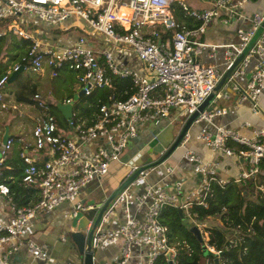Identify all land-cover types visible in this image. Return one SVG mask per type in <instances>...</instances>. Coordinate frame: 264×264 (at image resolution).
<instances>
[{
    "label": "built area",
    "instance_id": "2783aa9c",
    "mask_svg": "<svg viewBox=\"0 0 264 264\" xmlns=\"http://www.w3.org/2000/svg\"><path fill=\"white\" fill-rule=\"evenodd\" d=\"M196 1L200 4L208 1L211 7L191 8L176 0H0V37L12 34L18 40L30 42L24 58L29 71L40 73L48 69L53 78L60 71L75 74L78 91H83L81 98L90 96L95 89L108 87L110 76L131 80L129 91L121 99L95 106L89 116L74 112L73 106L64 128L48 113V103L39 94L33 97L36 102L33 107L40 114L34 119L30 140L20 137L19 156L26 165L23 183L36 189L39 198L35 204L17 207L8 186L0 183V264H12V257L23 245L33 260L47 263V246L30 239L23 241V235L37 217L49 215L64 204L70 207L72 218L81 213L88 219L89 231L96 214L91 218L88 215L94 210L98 212L101 205L81 202V191L106 177L114 164L122 163L129 168L126 178L138 170L142 164L131 163L132 159L123 161V156L142 128L149 124L156 126L174 113L178 117L185 114L182 127L214 93L222 75L264 21V10L246 13L247 6L255 0ZM178 12H183L185 19L177 20ZM26 16L34 18L31 23L25 21ZM235 19L247 21L248 25L236 29V43L223 46V68L218 70L216 66L200 63L202 55L214 59L218 49L199 40L207 28L214 21L231 26ZM37 24H42L41 28L49 33L73 27L80 35L70 46L56 40L53 43L49 39L52 34L39 31ZM93 39H99L106 47L99 46L95 51ZM124 49L134 53L140 69L117 65L116 57ZM18 70L19 66H15L0 79V101L10 75ZM227 82L233 84L231 91L236 94V105L249 102L253 114L264 116L259 107L264 94V32ZM226 90L222 88L216 93L212 103L229 100L231 95ZM72 101L73 98H68L62 104ZM218 105L198 115L193 123L198 128L195 136L190 129L181 143L182 158L193 177L192 185H186L181 178L169 185L167 177L176 168L166 166L165 162L163 172L155 173L159 166L141 172L111 201L93 230V251L121 240L123 248L112 264H131L133 248L148 250L145 264H158L160 257L165 258L166 264H177V250L168 244L167 228L159 219L162 208L171 206L191 220L201 236L204 253L214 256L204 264H220L222 251L209 244L206 222L214 218L222 220V215H208L202 221L194 210L208 209L213 187L224 191L236 185L245 196L249 191L254 196L264 193V129H254L251 136L245 137L234 129L217 125L214 120L229 112ZM243 127L249 129L252 125L246 122ZM193 138L210 151L211 159L204 161L193 148L187 147ZM12 146L11 137L4 145L0 142V171ZM226 159L238 163L236 174H228ZM150 174L158 177L154 184L148 182ZM132 207H145L144 216L137 217ZM119 208H123V224L110 229L109 218ZM236 244L235 238H228L229 248Z\"/></svg>",
    "mask_w": 264,
    "mask_h": 264
},
{
    "label": "crops",
    "instance_id": "0c3cea01",
    "mask_svg": "<svg viewBox=\"0 0 264 264\" xmlns=\"http://www.w3.org/2000/svg\"><path fill=\"white\" fill-rule=\"evenodd\" d=\"M187 1V0H186ZM194 0H188L186 4H188L191 8H210L211 4L208 1H204L202 4L195 3L193 4ZM196 2V1H195ZM260 0H255L246 8V13H250L252 11L260 12L264 10V5L262 7L259 6ZM195 6V7H194ZM233 24L231 26H224L221 24V22L214 21L206 30V33L202 36V42H205L206 44L210 46H217L218 49L216 51V56L214 59H208L206 55H202L199 58V62L202 64L207 65H213L216 66L218 70H221L223 68V62H224V48L223 46H226L231 43H236L237 38L235 36V31L238 27L246 28L248 25L247 21H243L242 19L234 20L232 22ZM53 39H51L54 43L56 40L59 44L70 46L72 45L76 39L77 36H71V32L65 34V35H52ZM96 44H94L95 51H98V47L104 48L106 46H103V42H101L99 39L95 40ZM94 43V42H93ZM125 51V49H124ZM135 57V56H133ZM129 58L124 57L123 55H117L116 62L117 65H127L134 69H140L141 66L136 61L134 65H131L128 62ZM253 62L251 64V68L254 66ZM25 70H23L24 72ZM27 71H29L27 69ZM31 72V71H30ZM33 73V72H32ZM23 74V73H22ZM19 75L18 79L21 77ZM36 78L32 81H20L15 84H6L5 89L2 91L3 94V101L0 103V113L6 112V116H0V126H3V129L0 127V133L1 129L3 130L2 135L4 133L5 126H11L15 129L20 128L19 126H24L28 123H30L40 114L38 110H36L33 106H28L25 104H18L15 99V95L17 91L22 87V85H25L29 82L28 86H33L36 89V94H39L44 101L47 103H54V104H62L66 99L73 98L76 95V92L78 91V83L76 81L75 74L68 72V71H61L59 72L58 76L53 78L49 72L48 69H45L44 71L40 73H35ZM248 79V78H247ZM246 81L242 82V85ZM10 88L12 90L10 91ZM59 88L62 90V88H69L70 94L66 97L65 100H59L58 94H59ZM221 91V90H220ZM225 92H228V94L231 95V98L229 100H217L216 102L211 104V107L218 106L222 108H226L229 112L226 116H223L221 118H217L215 123L217 125H220L222 127L234 129L239 134L249 137L252 134V131L254 129H264V116L263 115H257L253 114L251 109V103L249 102H243L242 104L236 105V94L227 88ZM223 94V91L220 92ZM72 96V97H71ZM259 107L261 110H264V94L261 96L259 101ZM14 110L13 114H10L11 110ZM26 110V111H25ZM60 113V112H59ZM61 115V114H60ZM27 118L28 120L24 119ZM63 117V116H62ZM173 118H177L176 120L179 121V117L177 113H174L170 118L171 121ZM181 121V120H180ZM179 121V122H180ZM248 122L252 125V128H245L243 125ZM5 123V125L3 124ZM150 126H153L152 124L146 125L142 128L139 137L133 142L130 143L128 146V149L126 151V154L123 156V161H127L129 159L131 160V163H134L136 165L142 164L148 157L145 155V149L143 145L145 144L144 139L142 138L143 131H148L150 134L153 132V128ZM31 130L25 131L29 138H23V140H30L31 137ZM195 134L198 131V128L195 127L194 129ZM10 134V130H9ZM194 134V136H195ZM2 140V137L0 139V142ZM168 139L166 138L165 141ZM174 138L165 146H169ZM192 144L194 145L193 150L204 160L208 161L211 159V153L209 150L205 149L202 145L198 144L193 138ZM180 149V148H179ZM183 155V154H182ZM182 155L179 156V158L176 160V162L172 165H168L170 167L176 168L174 174L167 177V182L169 185L173 182V180L182 179L185 180L186 185H192L191 182H193V177L190 175V168L189 165L183 161L182 164ZM214 158V156H213ZM136 159L138 161L136 162ZM224 165L226 169H229L228 174H236L237 170L236 167L238 163L233 159H226L224 161ZM121 166L124 169V172H118V173H111V171L115 168ZM129 168L123 165L122 163L114 164L111 167V170L109 174L104 177L103 179L99 181L93 182L91 185L86 187L81 191L79 200L85 204H94L100 205L102 204V201H104L116 188L120 186V184L124 181V179L127 176ZM221 175H225L224 172H221ZM158 179V177L155 174H150V177L148 179V182L150 184H154L155 181ZM69 210L70 207L67 204H64L59 210L52 212L49 215H45L42 217H37L35 221H33L26 229L24 235H23V241H26V239H30L32 241H35L38 244L46 245L48 252H49V261L45 264H83V259L79 257L77 250L75 249V246L73 243L69 240V234L72 231L70 228V222H71V216L70 214L68 217L64 216V212L66 210ZM131 210L133 213L137 215V217H143L144 213L146 211L145 207L140 208H134L132 207ZM67 230L68 233L64 234L61 232L62 226H64L65 222H67ZM59 222L60 225L56 224L55 222ZM124 216H123V208L118 209L116 213H114L112 216H110L108 221V228L110 229H117L120 225L123 224ZM49 228V230H47ZM61 237L64 238V241L61 240ZM66 243H69L66 245ZM123 248V242L121 240L117 241L113 246L101 248L96 251H94V264H112L114 260L120 255V252ZM73 254L72 257H66L67 253ZM96 253V255H95ZM148 250L147 249H134L131 253L130 262L131 264H145L144 257L147 255ZM75 256V259L72 258ZM12 264H41L40 262H37L31 258V256L27 253L25 249V245L12 257L11 259Z\"/></svg>",
    "mask_w": 264,
    "mask_h": 264
},
{
    "label": "trees",
    "instance_id": "16d2710c",
    "mask_svg": "<svg viewBox=\"0 0 264 264\" xmlns=\"http://www.w3.org/2000/svg\"><path fill=\"white\" fill-rule=\"evenodd\" d=\"M175 14L177 20L185 19L183 12L182 14L180 12ZM10 20L11 18H8V21ZM74 30L76 28L66 27L54 29L50 34L59 35L61 32L67 34ZM29 45V41L17 40L12 34L0 37V79L7 72L12 71L15 66L27 70L28 63L24 61V58H26ZM109 78L108 87L95 89L90 96L83 97L74 103V112L81 116H89L95 106L119 100L126 90L129 91L130 79L117 76H110ZM17 82H20L19 79L13 84ZM28 84L29 82L22 85L17 91L15 99L18 104L35 106L36 102L33 101V97L36 95V89L33 86H28ZM3 90L6 89L3 88ZM47 106L48 113L55 117L54 112H59L57 105L48 103ZM55 118L59 126L64 128L65 119L63 117ZM11 140L13 146L4 158L0 171V183L8 186L10 196L17 207L30 206L38 201V191L23 183L26 165L19 156L22 145L14 146L20 137L11 136ZM259 181L258 179V183H260ZM255 197L253 201H246L245 194L236 185H230L224 191L213 187L208 209L197 208L194 210L202 221H205L208 215L221 214L224 227L230 228L227 232L228 236L237 240L236 246L229 248L228 237L221 228L208 229L210 232L209 244L216 250L222 251L220 264H264V193ZM183 218H185L183 214L171 206H164L159 218L160 223L167 228L168 244L177 250L176 262L177 264H204L205 260L211 259L212 256L204 253L203 242H199L190 233L189 228L184 227ZM158 264H166L165 258L160 257Z\"/></svg>",
    "mask_w": 264,
    "mask_h": 264
},
{
    "label": "water",
    "instance_id": "95a60500",
    "mask_svg": "<svg viewBox=\"0 0 264 264\" xmlns=\"http://www.w3.org/2000/svg\"><path fill=\"white\" fill-rule=\"evenodd\" d=\"M263 32H264V21L261 24V26L258 28V30L255 32L254 36L249 41L245 50L237 57V59L232 64V66L228 70H226L225 73L222 75V77L215 86L214 93L208 96L206 100L197 108V110L185 121L183 126L180 128L177 136L169 146H165L162 142H160L157 139V136L159 134L157 135L155 134V132L151 133L152 138L143 145L145 149V155L148 158L142 163V166L138 170L133 172L129 177L125 178L124 181L120 184V186L116 188L104 201H102V204H100L101 205L100 209L98 210L94 222L92 224V227L89 231L87 230L89 221L85 216H83L81 213H78L74 218L71 217L70 228L72 229L73 232L69 234L68 238L75 246V249L77 250L79 257L83 259V264H94V251L91 248V238H92L93 230L100 222L101 217L107 210L111 201L124 188L130 185L139 176L141 172L162 165L174 154L176 150H178L181 147V143L185 135L192 128L193 123L195 119L198 117V115L203 113L205 110L208 112L212 110L211 104L215 98V94L218 93L222 88H229L230 90L231 88H233V84L227 82V80L231 77L232 71L240 64V62L246 56L248 50L253 46V44L261 36ZM22 72H23V68H19L18 71L13 72L10 75L7 84H12L14 81H16ZM247 78H249V75L247 76ZM82 95H83V91L80 90L73 97V101L70 104H66V105L57 104V109L65 120L71 117L74 103L77 102L82 97ZM10 137L11 135L9 134V128L8 126H5L1 144L3 145L6 144L7 140ZM154 157H159V158L154 160ZM92 204H94V202H92ZM189 231L196 237V239L199 242L202 241L199 231L197 230L196 227H191ZM166 257L168 258L169 255H166ZM215 263H217V261H215Z\"/></svg>",
    "mask_w": 264,
    "mask_h": 264
},
{
    "label": "rangeland",
    "instance_id": "374dc122",
    "mask_svg": "<svg viewBox=\"0 0 264 264\" xmlns=\"http://www.w3.org/2000/svg\"><path fill=\"white\" fill-rule=\"evenodd\" d=\"M195 1L196 0L192 1L193 4L198 3L197 1L196 2ZM258 3H259V6L262 7L264 5V0H260V2H258ZM198 4H200V3H198ZM26 19H27V20H25L26 22H30L31 23L34 18L30 19L28 16H26ZM37 25H38L37 28L39 29V31H45L46 33L50 34L48 31H46V30H44V29L41 28L42 27V24H37ZM31 27H34V26H31ZM62 34L65 35L63 32L59 33V35H62ZM79 35H80V31L77 30V29L71 32V36H77L78 37ZM49 39L51 40V39H53V37L52 36H49ZM199 40L200 41H203L202 39H199ZM93 41H94V44H96V41L94 39H93ZM120 55L121 56L123 55L124 57L129 58L128 59V62L131 65H134L135 64V62H136L134 60L135 57H133L134 56V53H132L130 50H127V49H125V51L122 50L120 52ZM22 73H21L22 74L21 77L19 78V81H24V80H26V81H32V79L34 80L36 78L35 73H32L30 71L25 70ZM11 90H12V88H10V91ZM68 90H69V88H62V90L59 88L58 98H59L60 101L61 100H65L66 97L70 94V92ZM13 113H14V110L12 109L10 111V114H13ZM6 115H7L6 112L0 113V116H4L5 117ZM54 115H55V117H58V119L62 118V116L60 115L59 112L58 113L54 112ZM184 116H185V114L181 115L179 117V121L182 120V118ZM24 119L28 120L26 117ZM176 119L177 118H173L172 121L170 119H162V120H160V122H159L158 125H156V126H154V125L153 126H150V128L151 127L153 128V132H155V134H157V135L159 134L157 136V139L160 142H162L164 145H167L173 138L175 139V137L177 136V134H178V132H179V130L181 128V126H180L182 124L181 121L179 122ZM3 124L5 125V123H3ZM0 127L3 129V126H0ZM9 127H10L9 130H10V135L11 136H19V137H23V138H29V136L27 135V133H25V131H30V129L33 127V120L30 123H28V124H26L24 126H19L20 128H17V129L16 128L14 129L12 127V123H11V126H9ZM2 129H1V133H0V139L2 137L1 136L2 135V132H3ZM194 129H195V127L192 126V128H191V134L193 136L195 134ZM159 131H160V133H159ZM142 138L144 139L145 143H147L152 138V136H151V134L148 131H146V132L143 131ZM166 138L168 139L167 141H165ZM26 141H28V140H26ZM18 145H20V141H18L17 143H15L14 146H18ZM187 147L188 148H190V147L193 148L194 145L193 144H189ZM183 152H184L183 149L176 150L174 152V154L165 162V165L168 166V165L174 164L176 162V160L179 158V156L183 154ZM137 161H138V159H136V162ZM183 161L184 160L182 159V161H181L182 164H183ZM163 167H164L163 165L162 166H159L157 168V170H156L155 173L163 172ZM118 172H124V169L121 166H118V167H115L111 171V173H118ZM242 192L244 193V191H242ZM251 193L253 194V192H250L249 191L248 196H245L246 201H253L256 198L255 197L256 195L254 196ZM64 213H65L64 216L65 217H68L69 210L67 209ZM95 214H97L96 210L90 212L88 216L91 218ZM55 223L58 224V225H60L58 221L55 222ZM182 223H183L184 227H186V228H189L190 229L192 227V222H191L190 219L183 218L182 219ZM206 223H207L208 229H211V228H221V230H223L225 232L226 237L232 238V237H229L228 234H227V232L229 231L230 228L227 229L226 227H224V223H223L222 220H220V218H214V219H211V220H207ZM67 224H68V220H67V222H65L64 226H62V228L60 229L61 232L64 233V234L65 233L66 234L68 233ZM223 228H226V229H223ZM47 230H49V228H47ZM68 244L69 243H66V245H68ZM72 255L73 254H71V253L68 252L67 255H66V257H70L71 258ZM95 255H96V253H95ZM211 256L214 257L213 255H211ZM72 259L74 260L75 259V256Z\"/></svg>",
    "mask_w": 264,
    "mask_h": 264
},
{
    "label": "bare ground",
    "instance_id": "6f19581e",
    "mask_svg": "<svg viewBox=\"0 0 264 264\" xmlns=\"http://www.w3.org/2000/svg\"><path fill=\"white\" fill-rule=\"evenodd\" d=\"M177 2H181V3H187L186 0H176Z\"/></svg>",
    "mask_w": 264,
    "mask_h": 264
}]
</instances>
